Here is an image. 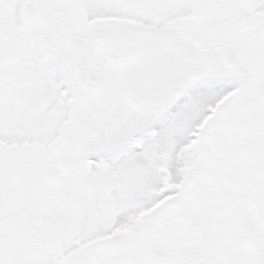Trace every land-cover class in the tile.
<instances>
[{"label":"snow or ice","instance_id":"snow-or-ice-1","mask_svg":"<svg viewBox=\"0 0 264 264\" xmlns=\"http://www.w3.org/2000/svg\"><path fill=\"white\" fill-rule=\"evenodd\" d=\"M0 264H264V0H0Z\"/></svg>","mask_w":264,"mask_h":264}]
</instances>
